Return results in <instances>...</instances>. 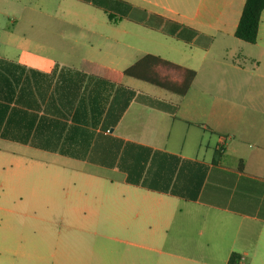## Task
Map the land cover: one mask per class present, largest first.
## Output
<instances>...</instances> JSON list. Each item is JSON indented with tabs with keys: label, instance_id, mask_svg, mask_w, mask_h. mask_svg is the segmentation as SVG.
<instances>
[{
	"label": "crops",
	"instance_id": "1",
	"mask_svg": "<svg viewBox=\"0 0 264 264\" xmlns=\"http://www.w3.org/2000/svg\"><path fill=\"white\" fill-rule=\"evenodd\" d=\"M245 2L180 14L154 0L180 17L109 28L60 18L50 1L0 0V211L83 217L72 227L158 253L112 260L110 244L22 240L6 260L228 264L235 252L264 264V10L246 42L235 34ZM148 54L194 69L189 90L117 79Z\"/></svg>",
	"mask_w": 264,
	"mask_h": 264
},
{
	"label": "rangeland",
	"instance_id": "2",
	"mask_svg": "<svg viewBox=\"0 0 264 264\" xmlns=\"http://www.w3.org/2000/svg\"><path fill=\"white\" fill-rule=\"evenodd\" d=\"M28 2L43 0H27ZM56 3L59 7L60 18L68 17L75 19H103L111 21L131 18L154 19L153 12L162 13L166 16L177 17L173 13L155 5L154 0H45ZM166 3L178 13H192L199 0H157ZM91 2L92 4H89ZM97 5V6H96ZM102 6V7H98ZM150 11V12H149ZM163 70L164 67H163ZM168 71V70H167ZM169 72V71H168ZM172 74V73H171ZM174 74V72H173ZM1 204V203H0ZM12 205V204H11ZM81 218H56V217H28L0 211V264H24L19 257L6 260L10 244L19 241L31 242H59V243H105L110 244L109 249L104 251V256L112 260H130L132 257H146L148 254H158L148 249L134 247L120 240H131L124 233L116 231L106 232L100 228L88 227L76 229L72 227L75 220ZM7 247V249H5ZM5 256V257H4Z\"/></svg>",
	"mask_w": 264,
	"mask_h": 264
},
{
	"label": "trees",
	"instance_id": "3",
	"mask_svg": "<svg viewBox=\"0 0 264 264\" xmlns=\"http://www.w3.org/2000/svg\"><path fill=\"white\" fill-rule=\"evenodd\" d=\"M263 10L264 0H246L235 32L238 38L249 43L257 41ZM163 67L165 70H163ZM173 72L179 76L180 80L172 79ZM116 74L117 79H120L123 75H129L161 86L172 92L185 94L195 78L196 71L162 59L159 56L148 54L124 71L116 72ZM137 98L141 102H149L153 106L162 107L160 101L153 100L146 95H139ZM239 259V254L234 252L230 255L228 264H239Z\"/></svg>",
	"mask_w": 264,
	"mask_h": 264
}]
</instances>
